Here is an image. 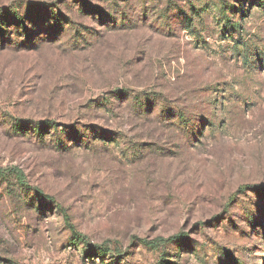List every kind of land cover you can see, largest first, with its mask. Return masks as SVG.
<instances>
[{"label":"rangeland","instance_id":"374dc122","mask_svg":"<svg viewBox=\"0 0 264 264\" xmlns=\"http://www.w3.org/2000/svg\"><path fill=\"white\" fill-rule=\"evenodd\" d=\"M0 264H264V0H0Z\"/></svg>","mask_w":264,"mask_h":264},{"label":"trees","instance_id":"16d2710c","mask_svg":"<svg viewBox=\"0 0 264 264\" xmlns=\"http://www.w3.org/2000/svg\"><path fill=\"white\" fill-rule=\"evenodd\" d=\"M72 231H73L72 234H73V237H74L73 240H72V244L74 246H77L80 243L86 244L85 240L80 238V236L75 232V230H72ZM84 251H87V249L84 250Z\"/></svg>","mask_w":264,"mask_h":264}]
</instances>
